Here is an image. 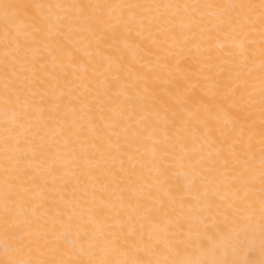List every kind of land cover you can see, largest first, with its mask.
<instances>
[{"label":"bare ground","instance_id":"1","mask_svg":"<svg viewBox=\"0 0 264 264\" xmlns=\"http://www.w3.org/2000/svg\"><path fill=\"white\" fill-rule=\"evenodd\" d=\"M0 264H264V0H0Z\"/></svg>","mask_w":264,"mask_h":264}]
</instances>
